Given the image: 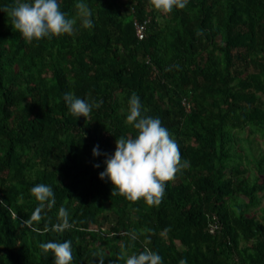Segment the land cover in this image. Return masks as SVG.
Instances as JSON below:
<instances>
[{
    "label": "trees",
    "instance_id": "1",
    "mask_svg": "<svg viewBox=\"0 0 264 264\" xmlns=\"http://www.w3.org/2000/svg\"><path fill=\"white\" fill-rule=\"evenodd\" d=\"M86 3L93 28L76 0H61L75 34L29 42L9 17L15 0H0V264H54L41 242L67 239L71 264H125L145 249L163 264H264V207L252 212L264 150L255 154L250 138L264 139V0H187L171 11L152 0ZM135 22H145L142 38ZM65 92L103 103L76 118ZM133 92L187 161L159 204L112 192L98 176L105 155L91 151L98 143L110 154L136 133L126 122ZM39 183L56 203L35 221ZM61 207L70 227L58 232ZM213 215L221 228L211 234Z\"/></svg>",
    "mask_w": 264,
    "mask_h": 264
},
{
    "label": "clouds",
    "instance_id": "2",
    "mask_svg": "<svg viewBox=\"0 0 264 264\" xmlns=\"http://www.w3.org/2000/svg\"><path fill=\"white\" fill-rule=\"evenodd\" d=\"M152 2L158 9L171 11L174 6L184 7L187 0ZM76 7L81 24L93 28L92 11L86 0H76ZM9 17L14 28L29 42L46 37L51 39L54 35H71L77 30L75 18L68 17L62 10L61 0H15ZM64 101L76 118L81 115L89 117L93 108L103 103L102 99L97 101L72 92L64 93ZM144 111L140 96L133 92L129 97L126 122L136 129V133L116 138L110 154H105L98 143L91 151L93 156L105 155L104 166L98 176L111 182L112 192L122 194L129 200L144 197L149 204H159L165 193V182L174 178L187 161L182 162L180 145L162 120L158 116L145 115ZM94 167H100V163H95ZM30 191L40 201L32 213V220L39 221L42 210L55 205V191L52 185L45 183L33 185ZM59 216L61 220L54 225V230L62 232L70 227L67 209L61 207ZM130 235L133 240L137 239L135 232ZM40 248L45 252L51 251L54 264H71L73 260L70 239L41 242ZM125 255V264H163V257L151 249ZM100 258V264H103V257ZM182 264H186V261Z\"/></svg>",
    "mask_w": 264,
    "mask_h": 264
},
{
    "label": "rangeland",
    "instance_id": "3",
    "mask_svg": "<svg viewBox=\"0 0 264 264\" xmlns=\"http://www.w3.org/2000/svg\"><path fill=\"white\" fill-rule=\"evenodd\" d=\"M246 134L247 133L245 132L244 136H246ZM250 138L253 139L251 144H252V147L254 148L255 154L264 150V139L263 138H260L258 135H254V137L250 136ZM239 147H241L240 142H239ZM259 194L261 196V202L259 205L253 207L252 209V212L255 214L257 218H260V215L262 213L261 208L264 207V191L259 192ZM108 222H104L103 224L107 226ZM91 226L94 227V225H91Z\"/></svg>",
    "mask_w": 264,
    "mask_h": 264
},
{
    "label": "built area",
    "instance_id": "4",
    "mask_svg": "<svg viewBox=\"0 0 264 264\" xmlns=\"http://www.w3.org/2000/svg\"><path fill=\"white\" fill-rule=\"evenodd\" d=\"M144 23H137L135 22V33L138 38H142L144 35ZM183 104L185 105V109L188 110L189 104L185 101H183ZM219 228H221V224L218 221L217 217L215 215L212 216V218L209 220L207 224V230L209 233L214 234L216 233Z\"/></svg>",
    "mask_w": 264,
    "mask_h": 264
}]
</instances>
